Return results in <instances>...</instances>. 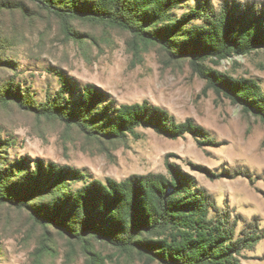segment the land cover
Instances as JSON below:
<instances>
[{
	"label": "rangeland",
	"instance_id": "rangeland-1",
	"mask_svg": "<svg viewBox=\"0 0 264 264\" xmlns=\"http://www.w3.org/2000/svg\"><path fill=\"white\" fill-rule=\"evenodd\" d=\"M202 1L189 0L174 17ZM211 1L215 7L237 3L264 10V0ZM98 6L97 0H0V193L11 200L0 204V264H160L93 235L80 238V229L54 205L82 182L25 181L39 166L43 175L52 165L106 182L168 175V164L194 176L238 221V233L258 228L262 240L242 254L241 264H264V123L208 90L191 57L173 58L178 38L135 19V28L163 40L144 38L91 16ZM207 64L233 78L257 80L264 90V51ZM88 84L114 108L148 102L180 123L191 119L212 142L190 134L171 140L151 130L110 139L93 113H76Z\"/></svg>",
	"mask_w": 264,
	"mask_h": 264
},
{
	"label": "trees",
	"instance_id": "trees-1",
	"mask_svg": "<svg viewBox=\"0 0 264 264\" xmlns=\"http://www.w3.org/2000/svg\"><path fill=\"white\" fill-rule=\"evenodd\" d=\"M188 1L97 0L99 6L90 15L108 18L151 40L163 39L135 28V19L178 38L173 58L191 57L194 71L206 81L208 90L264 123V90L260 83L233 78L207 64L214 61L218 65L232 57L264 51V10L237 3L215 7L211 0H204L176 19L175 13H180ZM104 97L96 86L86 85L76 113L81 117L93 113V121L110 139L137 138L140 130H151L171 140L190 134L212 142L191 119L180 123L169 111L148 102L114 108L103 104ZM30 110L39 113L34 108ZM40 114L57 116L58 112L43 110ZM74 119L76 122L65 120L84 122L80 117ZM167 167L168 175L136 174L122 181L102 182L89 181L84 174L70 168L58 170L52 165L43 175L39 166L25 182L29 185L46 177L56 179L59 185L65 184L67 178L83 183L54 205L55 209L63 208L64 216L80 229V238L93 235L122 251H137L160 264H241L242 254L262 240L258 228L250 226L238 233V221H232L218 208L215 197L199 186L194 176L173 164ZM10 201L7 193H0V204ZM48 221L57 224L55 218ZM66 232L73 234L72 230Z\"/></svg>",
	"mask_w": 264,
	"mask_h": 264
}]
</instances>
